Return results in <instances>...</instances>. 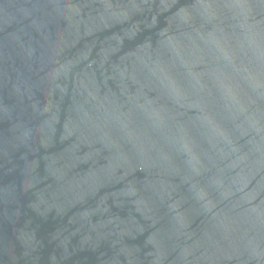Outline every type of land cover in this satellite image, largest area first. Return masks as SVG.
I'll list each match as a JSON object with an SVG mask.
<instances>
[{
    "label": "water",
    "instance_id": "obj_1",
    "mask_svg": "<svg viewBox=\"0 0 264 264\" xmlns=\"http://www.w3.org/2000/svg\"><path fill=\"white\" fill-rule=\"evenodd\" d=\"M0 264H264V0H0Z\"/></svg>",
    "mask_w": 264,
    "mask_h": 264
}]
</instances>
